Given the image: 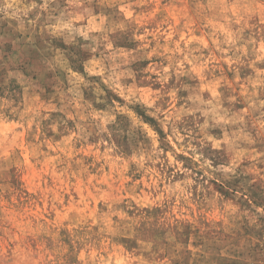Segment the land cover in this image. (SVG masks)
Returning a JSON list of instances; mask_svg holds the SVG:
<instances>
[{
  "label": "rangeland",
  "instance_id": "obj_1",
  "mask_svg": "<svg viewBox=\"0 0 264 264\" xmlns=\"http://www.w3.org/2000/svg\"><path fill=\"white\" fill-rule=\"evenodd\" d=\"M0 264H264V0H0Z\"/></svg>",
  "mask_w": 264,
  "mask_h": 264
}]
</instances>
